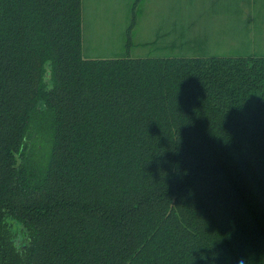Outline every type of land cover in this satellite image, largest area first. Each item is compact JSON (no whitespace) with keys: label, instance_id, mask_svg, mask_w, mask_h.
<instances>
[{"label":"trees","instance_id":"obj_1","mask_svg":"<svg viewBox=\"0 0 264 264\" xmlns=\"http://www.w3.org/2000/svg\"><path fill=\"white\" fill-rule=\"evenodd\" d=\"M0 264H264V55L85 58L82 0H0Z\"/></svg>","mask_w":264,"mask_h":264},{"label":"rangeland","instance_id":"obj_2","mask_svg":"<svg viewBox=\"0 0 264 264\" xmlns=\"http://www.w3.org/2000/svg\"><path fill=\"white\" fill-rule=\"evenodd\" d=\"M134 1L82 0L85 58L264 55V0Z\"/></svg>","mask_w":264,"mask_h":264},{"label":"water","instance_id":"obj_3","mask_svg":"<svg viewBox=\"0 0 264 264\" xmlns=\"http://www.w3.org/2000/svg\"><path fill=\"white\" fill-rule=\"evenodd\" d=\"M47 76H48V73H47Z\"/></svg>","mask_w":264,"mask_h":264}]
</instances>
